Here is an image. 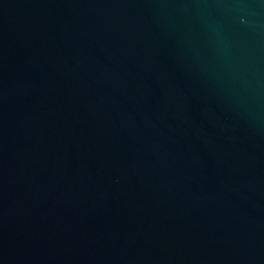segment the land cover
I'll use <instances>...</instances> for the list:
<instances>
[{
	"label": "water",
	"instance_id": "obj_1",
	"mask_svg": "<svg viewBox=\"0 0 264 264\" xmlns=\"http://www.w3.org/2000/svg\"><path fill=\"white\" fill-rule=\"evenodd\" d=\"M0 264H264V0H0Z\"/></svg>",
	"mask_w": 264,
	"mask_h": 264
}]
</instances>
